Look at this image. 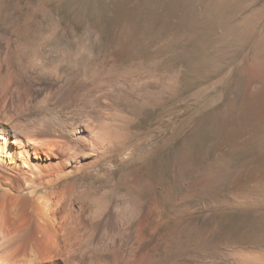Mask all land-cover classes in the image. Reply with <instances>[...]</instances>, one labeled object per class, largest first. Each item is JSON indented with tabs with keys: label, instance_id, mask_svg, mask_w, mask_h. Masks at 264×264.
<instances>
[{
	"label": "rangeland",
	"instance_id": "rangeland-1",
	"mask_svg": "<svg viewBox=\"0 0 264 264\" xmlns=\"http://www.w3.org/2000/svg\"><path fill=\"white\" fill-rule=\"evenodd\" d=\"M0 31L43 76L144 78L102 125L115 146L72 175L83 198L162 229L179 187L212 203L186 230L264 264V0H0Z\"/></svg>",
	"mask_w": 264,
	"mask_h": 264
},
{
	"label": "bare ground",
	"instance_id": "bare-ground-1",
	"mask_svg": "<svg viewBox=\"0 0 264 264\" xmlns=\"http://www.w3.org/2000/svg\"><path fill=\"white\" fill-rule=\"evenodd\" d=\"M76 78L41 75L19 39L0 31V264H240L179 223L212 204L179 187L167 190L174 224L162 229L83 198L72 175L113 148L102 125L144 78H105L98 92Z\"/></svg>",
	"mask_w": 264,
	"mask_h": 264
}]
</instances>
